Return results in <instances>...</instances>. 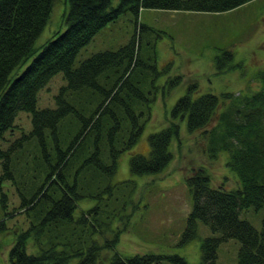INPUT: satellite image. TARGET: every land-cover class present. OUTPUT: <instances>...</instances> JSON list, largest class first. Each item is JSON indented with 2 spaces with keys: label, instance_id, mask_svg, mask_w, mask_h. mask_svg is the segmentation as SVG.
I'll use <instances>...</instances> for the list:
<instances>
[{
  "label": "trees",
  "instance_id": "1",
  "mask_svg": "<svg viewBox=\"0 0 264 264\" xmlns=\"http://www.w3.org/2000/svg\"><path fill=\"white\" fill-rule=\"evenodd\" d=\"M55 1L0 0V233L12 234L6 264H160L163 258L192 264L177 253L102 256L117 243L122 228L112 229V221L129 215L120 211L134 189L132 178L111 180L117 159L136 143L152 104L182 80L181 73L165 75L171 61L158 67L154 42L142 39L148 26L138 21L139 9L216 12L249 0H65L63 29L36 46ZM125 11L134 16L129 39L75 64L79 49ZM213 62L216 71L240 64L229 48H219ZM60 71L64 82L53 105L38 106V90ZM253 78L250 88L221 93L186 83L165 125L148 133V152L129 157L132 174L162 171L183 119L189 132L205 138L210 158L227 152L235 186L212 184L203 163L184 177L191 207L179 243L197 235L198 221L213 232L202 238L196 264H217V247L229 238L239 241L235 264H264V215L260 228L240 216L243 208L264 207V69ZM18 113L26 114L27 126L15 122ZM4 180L19 199L9 211ZM16 215L25 216V227L6 223Z\"/></svg>",
  "mask_w": 264,
  "mask_h": 264
},
{
  "label": "rangeland",
  "instance_id": "2",
  "mask_svg": "<svg viewBox=\"0 0 264 264\" xmlns=\"http://www.w3.org/2000/svg\"><path fill=\"white\" fill-rule=\"evenodd\" d=\"M65 9V0L54 2L46 24L35 39L36 46L63 29L62 13ZM133 17L130 11H125L102 26L79 49L74 63L77 64L92 52L115 49L125 43L134 30ZM138 21L148 26L143 32L142 39L154 42L158 67L171 61V68L165 75L181 73L182 80L171 88L163 100L159 98L152 104L153 115L146 121L136 143L124 150L117 159L116 170L111 180L117 182L132 178L134 189L129 199L127 197L123 199L125 206L120 211L129 215L124 214L123 217L114 215L112 221V229L122 228L117 243L108 250V253L102 251V256H108L113 251L120 254L177 253L187 262L196 264L200 259L202 238L213 232L206 224L198 221L197 235L186 243H179L186 215L191 207V197L184 177L191 166L203 163L212 184L235 186L237 183L235 175L225 163L227 152L221 150L216 158H210L204 150L205 138L199 130L189 132L183 119L179 126L180 142L178 143L177 138H172L169 149L173 156L162 171L132 174L128 167L129 157L135 152L143 154L148 152V133L165 125L170 108L176 97L186 90V83L192 80L196 82L198 92L221 93L227 90L238 91L243 87L250 88V83L253 84L255 80L253 78L255 72L264 69V0H249L216 12L142 7L139 9ZM219 48L231 49L233 61L240 64L226 71H216L213 57ZM165 75L157 79L159 85L165 83ZM62 82L64 79L61 71L52 75L38 90L37 105L52 106L54 94ZM15 122L27 126L28 117L25 113H18ZM2 189L8 194L7 210L11 209L19 202L14 186L10 180H4ZM80 203L86 204L85 201ZM3 210L0 205V219L4 215ZM263 215L264 207L255 209L250 206L240 211V216L256 228H260ZM25 219L23 215H16L5 220L12 228L15 222L25 227L27 223V221L24 223ZM16 226L17 229L20 227ZM11 237V232L0 233V264H6ZM238 246L239 241L234 238L220 242L217 247L216 263L235 264ZM160 264L177 263L163 258Z\"/></svg>",
  "mask_w": 264,
  "mask_h": 264
}]
</instances>
